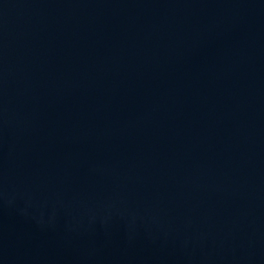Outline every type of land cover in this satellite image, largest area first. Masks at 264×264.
<instances>
[{
    "label": "water",
    "instance_id": "obj_1",
    "mask_svg": "<svg viewBox=\"0 0 264 264\" xmlns=\"http://www.w3.org/2000/svg\"><path fill=\"white\" fill-rule=\"evenodd\" d=\"M0 264H264V0H0Z\"/></svg>",
    "mask_w": 264,
    "mask_h": 264
}]
</instances>
